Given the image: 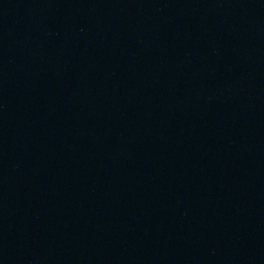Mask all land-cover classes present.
Segmentation results:
<instances>
[{
	"label": "water",
	"instance_id": "1",
	"mask_svg": "<svg viewBox=\"0 0 264 264\" xmlns=\"http://www.w3.org/2000/svg\"><path fill=\"white\" fill-rule=\"evenodd\" d=\"M0 264H264V0H0Z\"/></svg>",
	"mask_w": 264,
	"mask_h": 264
}]
</instances>
